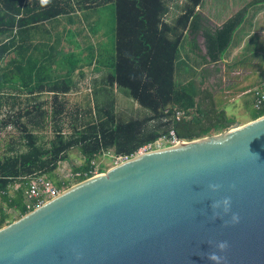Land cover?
Here are the masks:
<instances>
[{"label": "trees", "instance_id": "trees-1", "mask_svg": "<svg viewBox=\"0 0 264 264\" xmlns=\"http://www.w3.org/2000/svg\"><path fill=\"white\" fill-rule=\"evenodd\" d=\"M109 2L115 5L112 60H107L104 54L102 57L96 38L94 50H90L88 57L81 56V61L70 60L67 50L55 54L53 46L44 49L46 39L57 44L61 41L53 35L54 26L67 19L72 22L71 15L77 12L88 16L90 11ZM202 2L0 0V227L33 209L27 206L24 196L29 176L46 172L51 176L59 162L68 160L67 151L72 147L78 148L82 161L79 164L71 161L69 167L73 171H88L93 167L91 160L103 152L112 150L115 154L130 155L169 129L191 140L212 134L234 121L224 108L216 106L212 91L196 86V78L191 76L180 85L175 83L179 49L188 32L194 35L190 39L193 48L201 50L195 36L200 33L206 52L199 53V62L217 63L228 47L235 44V31L245 29L246 24L242 23L249 7L264 0H251L218 26H212L198 10ZM172 8L178 13L169 19L167 15ZM46 22L50 29L45 27ZM249 46L250 42L243 53L250 51ZM70 53H74L72 49ZM92 59L97 61V69L113 68V73L106 75V83L124 89L125 96L146 112L124 117L112 107L96 102L92 109L88 103L86 110L77 107L75 122L69 121V132H65L62 115L68 110L63 104L76 85L72 73L80 72ZM187 66L186 70L194 74L195 69ZM54 69L65 77L55 75ZM207 75V68H201L200 80ZM258 85L264 89L263 82ZM109 92L112 93L111 88ZM253 103L251 119L264 114V104H257L255 99ZM176 110L183 111L179 118L175 116ZM50 123L54 134L43 140L41 132ZM89 175L77 176L73 181ZM55 184L62 185L60 181ZM10 209L17 213L13 218Z\"/></svg>", "mask_w": 264, "mask_h": 264}, {"label": "water", "instance_id": "water-1", "mask_svg": "<svg viewBox=\"0 0 264 264\" xmlns=\"http://www.w3.org/2000/svg\"><path fill=\"white\" fill-rule=\"evenodd\" d=\"M0 264H264V114L65 188L0 227Z\"/></svg>", "mask_w": 264, "mask_h": 264}, {"label": "rangeland", "instance_id": "rangeland-1", "mask_svg": "<svg viewBox=\"0 0 264 264\" xmlns=\"http://www.w3.org/2000/svg\"><path fill=\"white\" fill-rule=\"evenodd\" d=\"M205 9L209 7V3L206 1ZM91 13L88 14V16L84 15L83 13L77 12L78 14L71 15L72 22H69L64 20L60 24H57L54 26L53 35L60 37L59 40L63 42V45H66L67 49V56L70 58V60H76L83 59L82 57H85L84 53H79L78 47H89L90 50H94V41L95 38L99 41V47L102 49V57L103 54L106 56L107 60H112L114 58V27H115V5L113 2H109L105 5H101L97 8H95L93 11H90ZM178 11L175 8L171 9V12L167 15L168 18H172L174 14H177ZM92 15V17H91ZM66 19V16H64ZM63 18H61L62 20ZM250 16L247 13L245 16V19L242 24H246L249 22ZM257 26L259 28H264V16L259 17L257 21ZM262 30V29H261ZM238 29L235 31L233 37L236 38L239 32H237ZM93 34V35H92ZM40 35L43 37H46L45 34L40 32ZM233 43V40L232 42ZM232 45V44H231ZM231 45L229 47H231ZM93 46V47H92ZM61 47V46H59ZM91 47L93 49H91ZM97 47V46H96ZM228 47V48H229ZM74 52L73 54L70 53V51ZM198 51V50H197ZM200 52H198L199 54ZM192 56V53L187 50L186 44H183L181 48L179 49V58L181 60L180 64H178L176 71H175V83L177 85H180L184 83L186 80H183L184 78V66L189 68L187 65L191 68L195 69V73L191 76L196 78V86L199 88H202L206 83L203 79L200 80V73L201 69H197L199 64L193 63L191 58H188L187 56ZM82 56V57H81ZM197 60H199V56ZM187 64V65H186ZM219 70L215 72L217 74V79L215 77L214 81L212 82L213 86V100L216 103V106L219 108H224L225 113L228 117L232 118L234 121H238L240 124L248 122L251 120L250 116V108L255 103H253V100H256L254 90L260 88L258 85L259 83H264V68L261 69V66L255 65L252 66V69H261L260 74L256 78L254 76L252 79H250L249 82H252L256 78V80L253 81L251 85H249L248 90L246 89L247 86H240L241 81L240 78L243 77L244 72L241 71L240 73H230L231 67H226L225 70L228 72V74L223 78L222 74V66H220ZM67 70H62L63 73ZM102 72H99L96 74V77L89 78V72L85 71H74L72 73L73 80L76 82L75 87L73 88V91L70 92L67 95V101L64 102V106L66 111L68 110V113L66 115H62V127L64 131L69 132L68 128V122H75L74 116L77 114V107L81 109H85V107H88V103H90L91 108L97 104L96 102H99V104L106 105V107H112L117 114H120L124 117H133L136 115H142L146 110L139 106L131 97L125 96L124 89H119V99H115L113 91L112 95L110 94L109 90L112 85H109L106 83V75L108 73H113V68H105L102 67ZM230 70V71H229ZM58 70L54 69L55 75L59 74L60 76H63L60 71L57 73ZM188 72V71H186ZM225 72V74H226ZM95 73H93L94 75ZM65 77V76H63ZM97 82V84H96ZM105 83V84H104ZM96 85V87H95ZM209 85V84H208ZM245 85V83L243 84ZM114 86V85H113ZM215 86V87H214ZM247 87V88H248ZM90 88V89H89ZM117 98V97H116ZM88 100V102H87ZM7 108V106H6ZM82 113V112H80ZM68 123V124H67ZM49 128H46V130H43L41 134H43V140H48L53 136V123H50L48 125ZM227 129V127L213 131L212 134L221 132L223 130ZM112 152V150H109ZM68 154V161L63 165L66 169L69 168V164L71 166V159L74 156L80 157L82 159V156L80 155V152L78 148L72 147L67 151ZM71 158V159H70ZM75 161V160H74ZM62 162V161H61ZM59 162L58 167L55 168L52 171V175L49 176L46 172V175L55 181H60L63 177V171L59 169V166L62 164ZM95 162L97 163V168L100 172L106 171L111 165L113 164L112 157L108 156L107 154L103 155L101 154L97 158H95ZM68 166V167H67ZM68 183L73 185L74 181L71 179L67 180ZM75 184V183H74ZM9 212L12 214V218L16 216V212H14L12 209L9 210Z\"/></svg>", "mask_w": 264, "mask_h": 264}, {"label": "crops", "instance_id": "crops-1", "mask_svg": "<svg viewBox=\"0 0 264 264\" xmlns=\"http://www.w3.org/2000/svg\"><path fill=\"white\" fill-rule=\"evenodd\" d=\"M206 1L209 3L208 9H205ZM251 0H203L202 4L198 7V10L202 12L204 15H206L211 23L212 26H218L220 25L225 19H227L231 14H233L235 11H237L239 8H241L246 3L250 2ZM248 14L250 16V20L247 23L245 29L242 31L239 30V34L237 35L235 39V44H232L231 47H229L224 54H222L221 60L216 62H207V63H200V57L198 52L203 53L206 52L205 46H204V38L202 34L197 33L196 39L199 44V47L201 50L194 49L191 45V38L194 36L193 34H189L188 32H185L182 40V44H186L187 50L192 53V56H187L188 58H191L193 63L199 64L197 69H201L203 67L207 68L208 75L204 78V82L206 85H204L202 88H207L208 90L212 91L213 93V86L212 82L214 81L215 77L217 79V74H215L216 67L221 68L222 66V74L223 78L228 74L226 72V67H231L230 73H240L241 71L244 72V75L242 78H240L241 84L240 86H249L253 83L254 80L258 77L260 74L261 69L264 68V28H259L257 26V21L259 17L264 16V2H258L248 9ZM92 17V16H91ZM45 27L50 29L49 24L46 22ZM262 29V30H261ZM53 32V31H52ZM250 42L248 53H243L244 46ZM44 49L50 50V48L53 46V52L57 54L56 52L59 50H67L65 48V44L63 45L62 41H59L57 44L55 40L52 39H46L45 41ZM97 44V43H96ZM51 46V47H50ZM61 46V47H59ZM79 48V47H78ZM81 53H84L85 56H89L90 49L89 47H80ZM198 50V51H197ZM179 62H181L180 59H178ZM178 62V63H179ZM259 65L261 66V69H252V66ZM97 61L92 59L91 63L85 64L81 70L85 71L86 73L89 72V78L96 77L95 75L99 72H102L100 69H97ZM184 69L186 70V66H184ZM187 71V70H186ZM184 71V79L188 80L191 78V74L189 72ZM190 71V70H189ZM226 72V74H225ZM93 73H95L93 75ZM254 76L256 78L252 80V82H249L250 79H252ZM225 79V78H224ZM245 83V85H243ZM209 84V85H208ZM112 91L114 95L117 97L116 99H119V89L115 86H112ZM215 87V86H214ZM244 89L245 91L249 89V87ZM90 89V88H89ZM214 96V95H213ZM222 108V107H221ZM71 159V158H70ZM75 160V161H74ZM68 161V160H66ZM82 159L80 157L74 156L72 158V162L75 164L81 163Z\"/></svg>", "mask_w": 264, "mask_h": 264}, {"label": "built area", "instance_id": "built-area-1", "mask_svg": "<svg viewBox=\"0 0 264 264\" xmlns=\"http://www.w3.org/2000/svg\"><path fill=\"white\" fill-rule=\"evenodd\" d=\"M254 94L257 100L256 103L264 104V89H260V88L255 89ZM182 114H183L182 110L175 111L176 118H179ZM186 141L188 140L179 137L173 129H169L168 132L162 133L157 138L142 144L141 146L138 147L136 151H134L130 155L115 154L113 153V151L110 152L109 150L103 152L102 154L103 155L107 154L108 156L112 157L113 164L111 166H114L135 155L146 153L149 151H153L156 149H160L166 146H171V145H175V144L186 142ZM65 163L66 161H62V164L59 167V169L63 171V177L60 178L61 179L60 182L62 184L61 186H57L55 182L52 179H50L48 176H46L45 174H35L34 173L33 175L29 176L26 187L24 189L25 202L28 207L35 208L36 206H39L46 200L59 194L62 190L70 186V184L67 181L68 179L73 180V178L77 176H81V175L86 176L87 174H90L89 176H91L99 172L98 170L99 167L97 168V163L95 162V158L91 160V164L93 165V167L88 169V171H80V170L73 171L70 167L66 169L65 167H63ZM74 183H77V182H74ZM16 186L17 185L15 184V187ZM0 204H1V199H0Z\"/></svg>", "mask_w": 264, "mask_h": 264}, {"label": "clouds", "instance_id": "clouds-1", "mask_svg": "<svg viewBox=\"0 0 264 264\" xmlns=\"http://www.w3.org/2000/svg\"><path fill=\"white\" fill-rule=\"evenodd\" d=\"M209 187H210L211 189L215 190L216 188H218V185H216V184H211V185H209ZM219 203H220V202H215L213 206H214V207H215V206H218ZM222 203H223V205L225 206V209L227 210L228 205H229V199H228L227 197H225ZM233 219H234V220L236 219L235 215L233 216ZM217 247H218L219 249L223 250V249L226 247V242H224V241H220V242L217 244ZM211 258H212V259H219L220 257L217 256V255H215V254H213V255L211 256Z\"/></svg>", "mask_w": 264, "mask_h": 264}, {"label": "bare ground", "instance_id": "bare-ground-1", "mask_svg": "<svg viewBox=\"0 0 264 264\" xmlns=\"http://www.w3.org/2000/svg\"><path fill=\"white\" fill-rule=\"evenodd\" d=\"M110 168V167H109Z\"/></svg>", "mask_w": 264, "mask_h": 264}]
</instances>
